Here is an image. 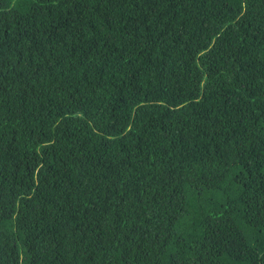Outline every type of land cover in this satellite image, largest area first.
<instances>
[{"label": "trees", "instance_id": "1", "mask_svg": "<svg viewBox=\"0 0 264 264\" xmlns=\"http://www.w3.org/2000/svg\"><path fill=\"white\" fill-rule=\"evenodd\" d=\"M0 264H264V0H0Z\"/></svg>", "mask_w": 264, "mask_h": 264}]
</instances>
